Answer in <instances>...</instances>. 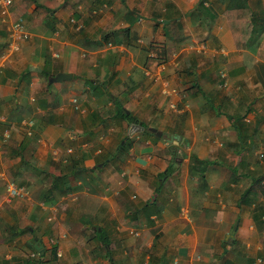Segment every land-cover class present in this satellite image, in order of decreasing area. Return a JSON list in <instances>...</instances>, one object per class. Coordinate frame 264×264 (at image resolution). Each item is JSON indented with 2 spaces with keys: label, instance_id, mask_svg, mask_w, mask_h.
I'll return each instance as SVG.
<instances>
[{
  "label": "crops",
  "instance_id": "crops-1",
  "mask_svg": "<svg viewBox=\"0 0 264 264\" xmlns=\"http://www.w3.org/2000/svg\"><path fill=\"white\" fill-rule=\"evenodd\" d=\"M228 4L13 0L0 264H264V0H247L242 32ZM18 19L30 38L8 53ZM57 73L72 77L49 83Z\"/></svg>",
  "mask_w": 264,
  "mask_h": 264
},
{
  "label": "trees",
  "instance_id": "trees-1",
  "mask_svg": "<svg viewBox=\"0 0 264 264\" xmlns=\"http://www.w3.org/2000/svg\"><path fill=\"white\" fill-rule=\"evenodd\" d=\"M226 10L231 11L232 12V19L230 18V24L232 25V29L236 30V32L238 31H244V29H249L250 25H251V21H248V18H250L251 16V8L247 5V0H229V4L227 5ZM235 35V39H236V43H239L242 40H246L248 38V33H234ZM51 84L47 83V87H49ZM102 86V85H101ZM116 107H117V111L118 113H116V116L119 119H123L125 120L128 124L130 125H135L138 124L139 120L131 113H125L126 109L123 107L122 103L117 102L116 103ZM141 126V125H140ZM142 126L144 127V129H147L143 123ZM128 137H125L123 140V143H119L118 145V150L117 151H121L122 149H124L125 145H126V139ZM192 163L197 166L198 163H200L199 159L197 158H192ZM79 163H72V167L69 169L68 173H64L62 174L60 177H55L52 180V184L49 188L50 191H53L55 189H57L59 187L60 184H64V177L67 174L70 173H75L77 171V169L79 168L78 166ZM81 169V168H80ZM25 264H38L37 261L34 260H27L25 262Z\"/></svg>",
  "mask_w": 264,
  "mask_h": 264
},
{
  "label": "built area",
  "instance_id": "built-area-1",
  "mask_svg": "<svg viewBox=\"0 0 264 264\" xmlns=\"http://www.w3.org/2000/svg\"><path fill=\"white\" fill-rule=\"evenodd\" d=\"M12 2L13 0H0V19L3 22L7 23V19L9 18L10 15V7L12 5ZM8 35L10 39L7 46L8 53L18 51L20 47V42L30 38V34L21 19L13 20L12 22L10 21V23L8 24ZM3 68H4V55L0 57V72L3 70ZM162 68L163 66H161V69ZM71 102L76 110L80 109L79 102L76 97L72 98ZM2 120L4 119L0 116V121ZM28 125L31 126L32 121H29ZM9 136H10L9 131L5 130L3 133L2 141L3 142L7 141ZM6 190L8 195L11 197L22 196L25 193L22 187H17L14 183H8L6 186Z\"/></svg>",
  "mask_w": 264,
  "mask_h": 264
},
{
  "label": "water",
  "instance_id": "water-1",
  "mask_svg": "<svg viewBox=\"0 0 264 264\" xmlns=\"http://www.w3.org/2000/svg\"><path fill=\"white\" fill-rule=\"evenodd\" d=\"M70 77H72V75L69 74V73H57V74H55L54 76L49 77V78H48V82H49V83H52V82H61V81H63V80L69 79ZM127 112H128V111H126V113H127ZM150 131L154 132L158 137L161 136V132H160V131H157V130L154 129V128H150ZM99 166H101V165H99ZM35 247H36L37 249H41V246L38 245V244H36Z\"/></svg>",
  "mask_w": 264,
  "mask_h": 264
},
{
  "label": "rangeland",
  "instance_id": "rangeland-1",
  "mask_svg": "<svg viewBox=\"0 0 264 264\" xmlns=\"http://www.w3.org/2000/svg\"><path fill=\"white\" fill-rule=\"evenodd\" d=\"M9 20H10V19H9ZM135 128H136V127L133 126V127L130 129L129 132H131V131H135ZM128 138H129V137H128ZM128 138H127V139H128ZM128 140H129V139H128ZM108 169H109V165H107V166L105 167V169H103V171H108Z\"/></svg>",
  "mask_w": 264,
  "mask_h": 264
}]
</instances>
